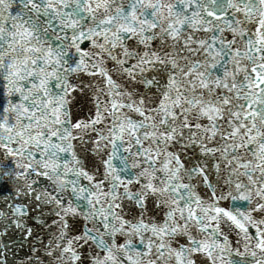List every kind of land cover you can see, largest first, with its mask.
Instances as JSON below:
<instances>
[{
	"label": "snow or ice",
	"instance_id": "6c2138e0",
	"mask_svg": "<svg viewBox=\"0 0 264 264\" xmlns=\"http://www.w3.org/2000/svg\"><path fill=\"white\" fill-rule=\"evenodd\" d=\"M0 264H264V0H0Z\"/></svg>",
	"mask_w": 264,
	"mask_h": 264
}]
</instances>
